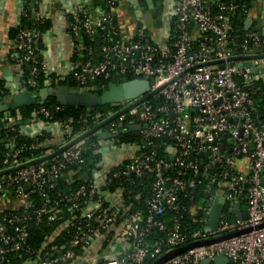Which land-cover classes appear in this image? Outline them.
<instances>
[{
	"label": "built area",
	"instance_id": "2783aa9c",
	"mask_svg": "<svg viewBox=\"0 0 264 264\" xmlns=\"http://www.w3.org/2000/svg\"><path fill=\"white\" fill-rule=\"evenodd\" d=\"M17 2V77L0 86V101L68 79L92 92L112 74L153 82L107 111L0 112V264H151L203 241L211 242L161 264H213L221 255L228 264H264V2ZM64 36L70 52L52 60L49 41ZM126 129L139 140L120 139ZM103 131L131 157L107 169L102 155L89 172L90 135ZM221 196L220 218L207 230ZM156 230L165 237L152 242Z\"/></svg>",
	"mask_w": 264,
	"mask_h": 264
},
{
	"label": "water",
	"instance_id": "95a60500",
	"mask_svg": "<svg viewBox=\"0 0 264 264\" xmlns=\"http://www.w3.org/2000/svg\"><path fill=\"white\" fill-rule=\"evenodd\" d=\"M148 6L150 8L154 7V0H146ZM253 22V18L249 17V19L246 22V27H249L250 24ZM254 29H256L254 27ZM260 50V49H255ZM262 56L264 54H261ZM153 82V79L150 81L145 79H131L128 81H124L121 83H115L112 84L108 89H106L101 94H98L96 92L92 91H83L78 86H70L67 84L60 85L57 89H54L53 87H43L40 89L39 93L32 92L31 90H25L22 92L17 93L12 100L9 101H0V112L6 111L11 108H18L25 105H31L38 102H44L49 95H55L58 102L64 105H74V106H82L87 109H91L92 107H96L101 104H107L112 102H119L125 98H132L136 97L145 91H147L150 88L151 83ZM151 93L147 94L149 96ZM107 122V121H106ZM105 122V123H106ZM104 123V124H105ZM141 125H137L134 128L139 129ZM96 129L93 128L90 131L83 134L79 139L81 140L85 136L95 132ZM97 136L99 138H107L110 137V133L107 131L98 132ZM224 197H218V202L214 204L211 213H210V219L207 226V230L213 229L216 227L217 222L220 218L221 211L223 209V202ZM239 206V205H237ZM235 219V217H233ZM204 243H208L211 241H203ZM199 243H192L174 250L169 251L165 255L158 258L156 261H154L151 264H161L165 260L169 259L175 254H178L190 247H192L195 244ZM229 260L228 257L225 255H221L216 257V259L213 261V264H228ZM202 264H211L210 260L203 261Z\"/></svg>",
	"mask_w": 264,
	"mask_h": 264
},
{
	"label": "trees",
	"instance_id": "16d2710c",
	"mask_svg": "<svg viewBox=\"0 0 264 264\" xmlns=\"http://www.w3.org/2000/svg\"><path fill=\"white\" fill-rule=\"evenodd\" d=\"M246 1L248 3H252L253 2V0H246ZM96 2L101 3V0H96ZM24 68H25L24 79L27 80V77H29V70H28L29 65H25L24 64ZM132 78H133V76H127L126 77V76H119V75H116V74H112V76L109 77L108 79L107 78H103V77H99L94 82L97 85V87L93 91L98 93V94H101L106 89H108L112 84L121 83V82H124L126 80H130ZM4 84H5L4 80H1L0 81V86L3 87ZM62 84H68V85H71V86H76L77 85L76 81H73L72 79H68V80H64V81L54 82V83H52L51 86L54 89H57ZM43 86H45V85L42 84L40 86H37L36 88L29 87V89L32 92L39 93L40 89H42ZM55 105H61V106H63L65 108L64 111L56 114L57 116H64V117H67L69 115L78 116V115H81L82 113L85 114V112L87 111V109L85 107H82V106L61 104L60 102L57 101L55 95H49L44 102H38V103L31 104V105H25V106L18 107V108H11L10 111L14 113L17 110H19L24 115H29L31 110L33 108H35V107L46 106V107H49V108L53 109V107ZM257 105L259 107H261V108L264 107V94L260 93L258 95ZM110 106L111 105L109 103H107V104L98 105L95 108H96V110L107 111L110 108ZM119 137L123 141L129 142V143H134V142L139 140V135H138L137 131H133L131 129H126V130L121 131L119 133ZM90 139H91L92 142L96 143V147L89 148L86 151V154H85L86 160H87L86 166H87V169H88L89 172L91 171V169L98 168L100 162L102 161V154L99 151V147H100L99 138L96 135H90ZM148 185H149V182H148ZM148 191H149V187L146 188L145 192H148ZM193 192L192 193L194 195L192 194L191 197L196 198V200L201 199V198L203 199V198L206 197V195H201V194L197 195L195 191H193ZM186 217H188V215H186ZM186 217L183 218V222L189 224L190 226H194L195 223H193L189 218H186ZM35 237L37 238L36 240L39 241L41 236L35 234ZM163 237H165V233L156 230L152 235H150L148 237V239L153 242L156 239L163 238ZM148 262H150V261H148Z\"/></svg>",
	"mask_w": 264,
	"mask_h": 264
},
{
	"label": "crops",
	"instance_id": "0c3cea01",
	"mask_svg": "<svg viewBox=\"0 0 264 264\" xmlns=\"http://www.w3.org/2000/svg\"><path fill=\"white\" fill-rule=\"evenodd\" d=\"M263 2L264 0H254V4L258 5H261ZM3 4V8H0V80H4L5 83H8L16 79L18 70V62L11 57L10 50L11 28L18 18V2L17 0H6L4 3L3 0H0V5L2 6ZM127 8L130 7L127 6ZM47 49L50 58L52 60L57 59V55L61 52L66 54L70 52V40L67 36L62 37L60 41L51 37ZM106 143L107 142L103 143L102 149H106ZM104 159L107 160L108 158L104 156ZM102 167H105L104 163Z\"/></svg>",
	"mask_w": 264,
	"mask_h": 264
},
{
	"label": "rangeland",
	"instance_id": "374dc122",
	"mask_svg": "<svg viewBox=\"0 0 264 264\" xmlns=\"http://www.w3.org/2000/svg\"><path fill=\"white\" fill-rule=\"evenodd\" d=\"M153 13L159 17L158 14V10L157 9H152ZM157 12V13H156ZM107 142V146L106 149H102V145L103 143ZM112 139L107 138V139H100L99 140V144H100V148L99 151L101 152V154L103 156H105V158H108L107 160H104V166L105 168L109 169L111 168L114 164H116L119 161H123L129 157H131V152H129L128 150H126V148L124 146H119L117 149H113L112 148ZM105 150V151H104Z\"/></svg>",
	"mask_w": 264,
	"mask_h": 264
},
{
	"label": "flooded vegetation",
	"instance_id": "af4514ba",
	"mask_svg": "<svg viewBox=\"0 0 264 264\" xmlns=\"http://www.w3.org/2000/svg\"><path fill=\"white\" fill-rule=\"evenodd\" d=\"M156 5H158V1L156 2Z\"/></svg>",
	"mask_w": 264,
	"mask_h": 264
}]
</instances>
